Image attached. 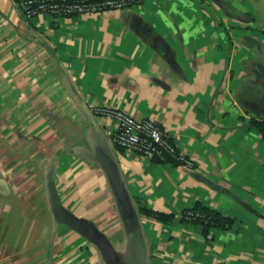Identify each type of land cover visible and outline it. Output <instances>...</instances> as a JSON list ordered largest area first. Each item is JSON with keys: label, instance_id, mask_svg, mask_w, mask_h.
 <instances>
[{"label": "crops", "instance_id": "crops-1", "mask_svg": "<svg viewBox=\"0 0 264 264\" xmlns=\"http://www.w3.org/2000/svg\"><path fill=\"white\" fill-rule=\"evenodd\" d=\"M99 108L155 121L193 168L119 150ZM254 124L264 126V0H139L59 19L0 0V264H107L56 221L51 183L124 264H264ZM198 204L232 224L209 239L181 218Z\"/></svg>", "mask_w": 264, "mask_h": 264}, {"label": "built area", "instance_id": "built-area-1", "mask_svg": "<svg viewBox=\"0 0 264 264\" xmlns=\"http://www.w3.org/2000/svg\"><path fill=\"white\" fill-rule=\"evenodd\" d=\"M27 19L49 16L54 19L95 15L129 8L139 0H13ZM95 114L116 123L113 143L119 150L142 156L158 163H169L193 168V163L179 150L172 139L153 120H136L114 109L99 108ZM183 222L194 224L196 220L206 222L193 210L185 211ZM211 239V235H209Z\"/></svg>", "mask_w": 264, "mask_h": 264}, {"label": "water", "instance_id": "water-1", "mask_svg": "<svg viewBox=\"0 0 264 264\" xmlns=\"http://www.w3.org/2000/svg\"><path fill=\"white\" fill-rule=\"evenodd\" d=\"M99 160L113 185L122 209L130 212L131 203L116 164L103 153L99 154ZM50 193L53 202V214L59 224L65 225L82 235L100 251L107 264H124L105 234L100 232L91 221L76 217L62 205L53 183L50 184Z\"/></svg>", "mask_w": 264, "mask_h": 264}, {"label": "trees", "instance_id": "trees-1", "mask_svg": "<svg viewBox=\"0 0 264 264\" xmlns=\"http://www.w3.org/2000/svg\"><path fill=\"white\" fill-rule=\"evenodd\" d=\"M263 134H264V126L254 124ZM196 213L200 214L204 217L206 222L201 220H196L194 224L201 225L205 230V235L208 236L212 229H227L232 224V222L226 218H223L219 214L203 207L202 205L198 204L194 209H192ZM146 216H151L160 220H168L169 218L163 217L159 214L152 213L146 210L142 212Z\"/></svg>", "mask_w": 264, "mask_h": 264}]
</instances>
